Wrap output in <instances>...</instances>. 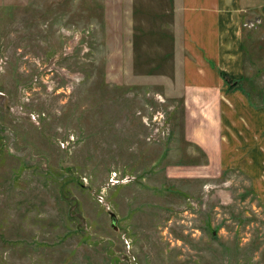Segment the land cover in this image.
<instances>
[{
  "label": "rangeland",
  "instance_id": "1",
  "mask_svg": "<svg viewBox=\"0 0 264 264\" xmlns=\"http://www.w3.org/2000/svg\"><path fill=\"white\" fill-rule=\"evenodd\" d=\"M258 11L238 89L254 105ZM183 14V0H0V264H264V159L237 145L230 93L224 163L187 138Z\"/></svg>",
  "mask_w": 264,
  "mask_h": 264
},
{
  "label": "crops",
  "instance_id": "2",
  "mask_svg": "<svg viewBox=\"0 0 264 264\" xmlns=\"http://www.w3.org/2000/svg\"><path fill=\"white\" fill-rule=\"evenodd\" d=\"M260 1L183 0L184 38L189 43L186 52L196 53L185 62L186 133L212 161L224 163L223 154L229 153L231 145L223 124L227 93L235 107L237 145L240 148L241 138L252 154L251 162L259 164L264 159V103L254 105L238 92L246 71L245 25L249 16L260 14L258 8L264 9ZM222 73L235 80L234 87H230ZM229 88L231 92H227ZM227 124L228 121L226 128Z\"/></svg>",
  "mask_w": 264,
  "mask_h": 264
},
{
  "label": "trees",
  "instance_id": "3",
  "mask_svg": "<svg viewBox=\"0 0 264 264\" xmlns=\"http://www.w3.org/2000/svg\"><path fill=\"white\" fill-rule=\"evenodd\" d=\"M222 75H223V77H224V79L227 81V82H229L230 83V87L232 88V87H234V84H236L235 83V80L234 79H232L228 74H226V73H222Z\"/></svg>",
  "mask_w": 264,
  "mask_h": 264
}]
</instances>
